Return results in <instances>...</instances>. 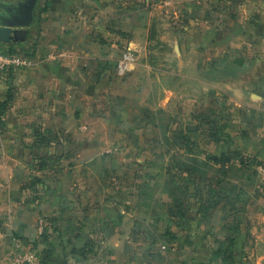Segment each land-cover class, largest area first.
Listing matches in <instances>:
<instances>
[{"label":"crops","instance_id":"0c3cea01","mask_svg":"<svg viewBox=\"0 0 264 264\" xmlns=\"http://www.w3.org/2000/svg\"><path fill=\"white\" fill-rule=\"evenodd\" d=\"M150 1L130 6L123 31L133 36L125 40L112 0H0L1 20H23L33 10L24 39L4 47L35 60L0 95L10 96L0 117V264H12L16 241L35 246L41 264H264L257 165L237 177L232 165L183 155L195 175L224 171L208 180L207 192L202 179L181 187L159 161L138 195L121 196L110 184L113 157L104 140L143 116L167 149L171 121L208 123L217 157L232 151L216 142L213 122L228 123L223 135L233 136L229 124L240 121L242 145L264 159V0H156L159 22L141 16ZM122 43L139 54L129 98L107 78ZM194 105L202 108L196 116ZM45 149L58 161L37 151Z\"/></svg>","mask_w":264,"mask_h":264},{"label":"rangeland","instance_id":"374dc122","mask_svg":"<svg viewBox=\"0 0 264 264\" xmlns=\"http://www.w3.org/2000/svg\"><path fill=\"white\" fill-rule=\"evenodd\" d=\"M110 1L111 0H105V3L108 4ZM112 1H114L113 3L116 9L115 12L118 15L122 13V17H124L120 19V37L125 40H130L133 34L129 31H123V28L129 30V26H127V24L129 25V22H131L130 20L132 19V12H130L132 8H130V6L136 0ZM143 5L147 6V3L144 2ZM149 7L150 10L147 11V9H144L141 13L142 18H147L148 20H151L152 18L156 22H159V20H161L162 18L159 1L151 0ZM128 8L129 11H127ZM121 45L122 46L120 48L118 57L122 55L129 43L126 46L125 43H122ZM137 56L138 63L139 54H137ZM137 63L134 69L124 77L118 76L115 72V68L111 69V72H108L109 76H107V78L108 80L110 79L109 84L112 83V80H115V83L118 87L117 92L118 94H121L122 97H130V93L128 92L129 90L127 89V84L129 81H131L132 74L137 68ZM17 71H19V69L13 71L10 75L8 74V77L5 76L6 79L4 78L0 81V95L4 94L3 97H5L6 94V91L4 92V90L9 88L8 86H10V84L12 83L14 75ZM191 103H193V101ZM195 106L196 105L192 107V116H196L198 112L202 110V108L200 109V107ZM106 109H108V104H106ZM192 116L189 115V118ZM148 119V116H143L137 122L123 123V125L119 126V132L116 134V138L114 140H104L105 145L103 150L106 151L107 155H111L113 157V169L110 172L109 176L110 184L116 190L120 191L121 196H125L127 194H131L132 196L138 195L140 185L144 182L146 177L150 173H155V171H152L150 168L154 165L155 162L158 161L163 164V166L168 167V177H170L172 180H175L178 184H180L181 187H184L186 184H188V182H194L196 180L202 179L200 185L201 187H199L201 192H203L204 190L207 192L206 187L211 184L208 180H220V178L224 176V171H220V173L218 172L215 177L195 175L191 172V170H189V168L187 169L185 167L186 165L182 161L183 155L190 156L191 154L193 156L199 155L200 158H204L203 162L205 163L216 161L214 160V158L217 156L215 155L214 151H216V149L218 148L212 149V147H210V145H208L207 143L208 137L210 135L208 123H199V121L195 119L194 122L190 123H184L180 120L171 121L169 129L170 134L173 138V146L167 149L166 147L161 146L156 127ZM190 125H193V127L190 128ZM226 125H228V123L215 121L213 122V128L211 129L214 130V133L216 134V136H218L216 142L218 144H221V146L223 147H228L232 151V153H230L229 155H225V153L219 152V154L222 155H218L217 158H219L221 161H224L223 165L229 164L232 165L233 168H236L232 170L234 176L236 175L237 177H240L241 172L246 171L245 173H247V170L251 167H253L251 169V173H253L254 169H256L255 166L257 165L260 170L259 177L264 178V159H256V155H253L252 152H250L249 154L248 150H251L252 146H250L247 150L246 147L242 145L243 139L240 138V135L242 134V130L245 124L241 123L240 121L230 123L228 131H230L233 136H229L228 134L226 136L223 135L226 130ZM137 130L143 133H140L138 135ZM200 131L202 132V134H204V136H202L200 140H197L194 133ZM69 136L70 135H68V160L67 158H64L65 160L63 159L64 163L68 164V174L73 171L71 158L74 157L71 147V138ZM227 136H229V138ZM51 149L37 151L39 153L42 152L43 154H46L48 161H58L54 157V154L51 152ZM209 150L212 152H210ZM59 156L61 157V155ZM215 163L221 165L219 162ZM242 165L251 166L245 169V166L243 167ZM226 172L229 174V171ZM204 186L205 188L203 190ZM199 188H191V192L195 190L194 192H197L198 194ZM122 204V207L127 206L128 208L129 206L127 200L123 201Z\"/></svg>","mask_w":264,"mask_h":264},{"label":"built area","instance_id":"2783aa9c","mask_svg":"<svg viewBox=\"0 0 264 264\" xmlns=\"http://www.w3.org/2000/svg\"><path fill=\"white\" fill-rule=\"evenodd\" d=\"M136 63L137 51L129 44L118 59L115 65V72L118 76L124 77L134 69ZM34 65L35 60L32 56L26 55L25 53L10 51L0 42V81L4 79L5 76L8 77L15 70L23 67L31 68ZM46 230L47 221L41 218L39 220L40 235H44ZM11 261L12 264H41V255L35 246H26L21 241H16Z\"/></svg>","mask_w":264,"mask_h":264},{"label":"water","instance_id":"95a60500","mask_svg":"<svg viewBox=\"0 0 264 264\" xmlns=\"http://www.w3.org/2000/svg\"><path fill=\"white\" fill-rule=\"evenodd\" d=\"M33 10L31 9L27 15V18L20 20L19 18L1 20L0 19V42L8 44L14 41L24 39L27 29L33 20ZM23 27V28H21Z\"/></svg>","mask_w":264,"mask_h":264},{"label":"trees","instance_id":"16d2710c","mask_svg":"<svg viewBox=\"0 0 264 264\" xmlns=\"http://www.w3.org/2000/svg\"><path fill=\"white\" fill-rule=\"evenodd\" d=\"M8 49L10 51H15V52H18V53H25L26 55H30V54H27L25 51L16 50V49H12V48H8ZM9 99H10V96H8L4 101H0V117L4 113V109L6 108ZM214 160H216V162H219L221 164L224 163V161H221L219 158H216V157L214 158Z\"/></svg>","mask_w":264,"mask_h":264}]
</instances>
